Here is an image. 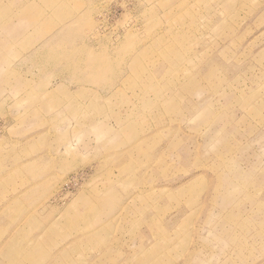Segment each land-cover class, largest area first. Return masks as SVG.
I'll list each match as a JSON object with an SVG mask.
<instances>
[{
  "label": "rangeland",
  "instance_id": "374dc122",
  "mask_svg": "<svg viewBox=\"0 0 264 264\" xmlns=\"http://www.w3.org/2000/svg\"><path fill=\"white\" fill-rule=\"evenodd\" d=\"M0 264H264V0H0Z\"/></svg>",
  "mask_w": 264,
  "mask_h": 264
},
{
  "label": "crops",
  "instance_id": "0c3cea01",
  "mask_svg": "<svg viewBox=\"0 0 264 264\" xmlns=\"http://www.w3.org/2000/svg\"><path fill=\"white\" fill-rule=\"evenodd\" d=\"M16 199V198H15ZM37 213V212H36ZM35 213V215L36 216H34L33 214H34V212H32L31 213V215L34 217V220L32 221V223H33V228L31 229L32 231H34L35 229H39V231L41 230V232H42V234L41 235H43L44 234V231L45 230H47V226H45V224L49 221H45L43 218H41V217H39L37 214H39V213H37L36 214ZM51 222V221H50ZM50 222L48 223V225L50 224ZM21 228V227H20ZM22 230V234L20 235V238H19V242L18 241H16L15 243H13V244H10L9 245V247H10V249L9 250H7V252H6V255H12V257L13 258H15V259H17L20 255L22 256L24 253H27V251H28V249L24 246V244H23V242H25L26 241V239H25V236H27L26 235V233H25V229L23 230V229H21ZM20 231V230H19ZM95 233V230H93V231H90L89 233H88V235H91V234H94ZM45 235V234H44ZM17 240L16 238H14V236H11L7 241H12V240ZM48 244V243H50V239L48 240V242H47V240H45V244ZM70 245L71 244H68V246L67 247H65V248H63L60 252H59V254H61L60 256H61V258H63L64 257V254H66V252L70 249ZM48 247V246H47ZM46 247V249L45 248H43L42 247V243H40L39 241H37V243H34L33 244V246H32V249H34V256H35V254H36V252L38 251V253H40L41 252V254L43 253V255H42V257H46L45 256V254L50 250H48V248ZM46 251V252H45ZM39 257H41V256H39Z\"/></svg>",
  "mask_w": 264,
  "mask_h": 264
}]
</instances>
